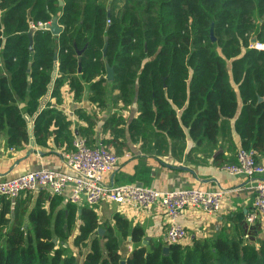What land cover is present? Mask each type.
I'll return each mask as SVG.
<instances>
[{"label": "trees", "instance_id": "1", "mask_svg": "<svg viewBox=\"0 0 264 264\" xmlns=\"http://www.w3.org/2000/svg\"><path fill=\"white\" fill-rule=\"evenodd\" d=\"M63 1L64 6L59 0H0V134L9 148L29 146L26 114L36 118L33 135L38 145L47 144L53 122L65 128L67 136L74 135L64 113L51 103L39 112L49 94L55 57L59 70L51 99L57 104L66 84L75 100L89 85L91 101L104 108L108 82L102 77L106 63L114 68L112 85L120 89L119 103L138 102L139 114L128 131L131 141L145 150L153 146L163 152L170 140L187 137L199 145H216L223 117L231 119L238 110L233 83L243 102L236 123L242 148L257 153L264 147V50L254 48L264 44V0ZM54 18L63 33L34 30L31 51L32 24H49ZM77 50H84L81 57ZM227 60H233L232 74ZM85 119L78 136L95 147L96 116ZM123 120L113 114L103 129L114 132L102 143L117 156L129 150L119 127ZM55 141L64 142L60 136ZM44 193L34 206L30 193L14 200L0 196V264H264V240L257 247L243 235L222 232L189 244L143 245V230H131L121 216L113 225L102 224L93 208L72 202L55 212V206L44 205ZM99 229L105 231L102 236ZM75 231L71 247L68 241Z\"/></svg>", "mask_w": 264, "mask_h": 264}, {"label": "crops", "instance_id": "2", "mask_svg": "<svg viewBox=\"0 0 264 264\" xmlns=\"http://www.w3.org/2000/svg\"><path fill=\"white\" fill-rule=\"evenodd\" d=\"M111 3L109 1L108 5ZM119 7L121 8V5ZM232 64L233 60H227L230 74H232ZM233 87L239 97L238 110L235 117L231 119L223 117L222 129L216 145L208 141L199 145L187 137L179 141L170 140L166 149L158 152L152 149L153 146L145 150L140 144L131 141L128 127L139 114L138 102L134 101L131 105L119 103L120 89L113 88L112 82L105 85L108 101L104 108L98 107V104L91 101L93 92L89 90V85L86 86L80 99L75 100L74 93L66 84L62 89L61 102L57 104L50 95V98L42 100L39 112L51 103V108L54 107L64 113L70 124L68 128L74 135L67 136L66 129L61 130V127L53 122L50 125L51 136L47 138L45 146L38 145L33 135L35 146H31L30 141L25 149H13L8 147L5 137L0 134V179H11L39 170L66 171L67 155L73 150V139L79 137L81 127L87 125L85 118L96 116L95 133L96 145H98L104 142V138L114 135L111 129L106 132H103V129L111 116L118 114L124 119L119 127L123 128L122 137L125 138L129 150L119 156L121 160L119 168L105 176L104 183L107 186L135 184L157 190L221 189L225 192V198L219 214L212 216L191 209L181 214L179 223L186 228L188 233L184 243L189 244L194 239H214L224 232L232 236L243 235L246 241L259 247L264 240V217L255 212L253 187L257 182L264 181V175L250 179L230 175L224 170L225 167L236 163L238 151L243 147L242 137L236 128L243 102L238 86L233 83ZM21 107L24 109L26 105L23 104ZM25 117L33 134L36 118H31L27 114ZM57 136L64 140L62 144H56ZM147 149H151V152ZM257 161L264 167V147L257 151ZM72 191L73 186H69L61 196L53 195L49 189L32 193V205L34 206L41 193L45 192L42 200L44 205L47 208L55 206L54 211L58 212L65 209L67 203L70 202ZM93 209L97 212L102 224L113 225L116 222V216H121L129 222L131 230L141 228L145 234L143 242L148 240L147 245L156 241L166 243L168 241L169 218L159 205L149 210H138L131 206L104 202ZM252 215H255L256 221L249 223L247 219ZM77 232L75 231L76 234ZM117 235L119 236V233ZM120 241L122 244L121 237ZM130 249L133 248L130 247Z\"/></svg>", "mask_w": 264, "mask_h": 264}, {"label": "built area", "instance_id": "3", "mask_svg": "<svg viewBox=\"0 0 264 264\" xmlns=\"http://www.w3.org/2000/svg\"><path fill=\"white\" fill-rule=\"evenodd\" d=\"M42 22L32 24V28L45 29ZM254 48L264 50V44L257 43ZM120 157L100 143L95 147L88 145L86 139L75 138L73 150L67 155V170H39L18 177L1 180L0 196L12 200L22 194L35 193L49 189L53 195L61 196L69 186H73L70 202L79 206L94 208L104 202L120 206H131L138 210H149L161 206L168 218L167 239L170 243L186 240V228L179 223L181 214L191 209L208 215L219 214L223 207L225 192L187 188L180 190H157L142 185L107 186L104 178L115 172L120 165ZM233 176L250 179L262 177L264 167L257 161V153L252 149H240L235 164L224 168ZM255 192V212L264 217V181L253 187ZM249 223L256 221L255 215L248 217Z\"/></svg>", "mask_w": 264, "mask_h": 264}, {"label": "water", "instance_id": "4", "mask_svg": "<svg viewBox=\"0 0 264 264\" xmlns=\"http://www.w3.org/2000/svg\"><path fill=\"white\" fill-rule=\"evenodd\" d=\"M59 4L60 6H64L65 3L63 0H59ZM109 14H110V10H109ZM47 30L50 31L54 36H60L64 29L59 25L58 23V19L57 18H54L53 21L51 23H49L47 25ZM33 32H34V29L31 31V33L29 34V38H30V50L33 51ZM211 38L213 40V42H215V38H214V35H213V27L211 29ZM257 40L256 39H252V43H256ZM108 43H109V40L108 38L105 39V47L103 49V55L104 57L107 56V50H108ZM83 51H79L77 50V53L78 55L81 57L82 54H83ZM55 68H54V71H53V74H52V83L50 85V90H49V94L47 95L46 99L50 98V95H51V91H52V87H53V84H54V81L55 79L57 78V74H58V70H59V65H58V57H55ZM33 62V55L31 54L30 56V65H29V68H28V72L31 71V64ZM81 68H82V65H81V61H80V64H79V73H81ZM106 68H107V74L105 77H102V79H105L107 80L108 82H113L114 79H115V70L112 66H110L109 63H106ZM30 80V78H29ZM262 98H260V101ZM30 138H31V146H35V142H34V139H33V134H32V131L30 129ZM79 213H81V210L79 211ZM104 230L103 229H100L99 230V234L102 236L104 234ZM58 242V239H54V243L57 244ZM144 245H147L148 244V240H145L143 242ZM164 253L165 254H168L169 253V249L168 248H164Z\"/></svg>", "mask_w": 264, "mask_h": 264}, {"label": "rangeland", "instance_id": "5", "mask_svg": "<svg viewBox=\"0 0 264 264\" xmlns=\"http://www.w3.org/2000/svg\"><path fill=\"white\" fill-rule=\"evenodd\" d=\"M133 1H135V0H133ZM258 19H255V22L257 21ZM213 35H214V38H215V41L217 40V37L215 36V34H214V30H213ZM213 41V40H212ZM257 44V43H256ZM259 44V43H258ZM216 50H217V52L219 53V54H221V49H220V47L219 46H217V48H216ZM30 194H32V193H30ZM26 195V194H25ZM74 236H76V233L75 234H73V236L69 239V241H68V244L71 246V247H73L74 245H73V241H74ZM73 250H76V249H74V248H72Z\"/></svg>", "mask_w": 264, "mask_h": 264}]
</instances>
